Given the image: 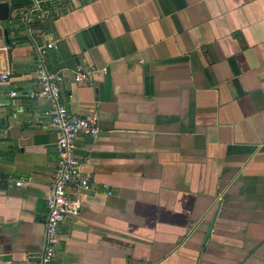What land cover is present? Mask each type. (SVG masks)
Masks as SVG:
<instances>
[{
  "label": "crops",
  "instance_id": "crops-1",
  "mask_svg": "<svg viewBox=\"0 0 264 264\" xmlns=\"http://www.w3.org/2000/svg\"><path fill=\"white\" fill-rule=\"evenodd\" d=\"M41 2L25 25L29 0H0V264H38L44 244L47 39L61 102L99 127L75 141L93 186L54 264H264V0Z\"/></svg>",
  "mask_w": 264,
  "mask_h": 264
},
{
  "label": "built area",
  "instance_id": "built-area-1",
  "mask_svg": "<svg viewBox=\"0 0 264 264\" xmlns=\"http://www.w3.org/2000/svg\"><path fill=\"white\" fill-rule=\"evenodd\" d=\"M44 5L41 0H29L28 6L20 15L25 25L31 22V17L41 18ZM56 49L55 41L47 39L41 45H35L37 60V78L39 94L49 102L46 114L49 124L58 132L56 141L57 165L52 173L49 192L46 198V216L44 221L45 235L38 264H54L55 249L58 243V228L60 222L67 216H78L81 209V194L92 189L91 177L83 173L79 163L73 155L75 141L79 136L95 138L99 134L97 114L92 112L79 115L68 110L60 100L63 76L49 70L45 64V57L49 50ZM91 70L77 66L74 80L77 82L91 77ZM8 71L0 72V83L8 80ZM10 96L16 91L11 90ZM23 180H16L17 186L24 185Z\"/></svg>",
  "mask_w": 264,
  "mask_h": 264
}]
</instances>
